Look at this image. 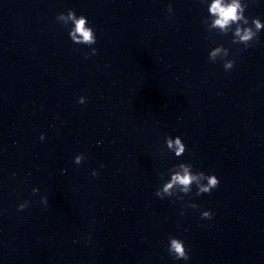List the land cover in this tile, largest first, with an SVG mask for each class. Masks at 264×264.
Here are the masks:
<instances>
[{
  "label": "clouds",
  "instance_id": "clouds-1",
  "mask_svg": "<svg viewBox=\"0 0 264 264\" xmlns=\"http://www.w3.org/2000/svg\"><path fill=\"white\" fill-rule=\"evenodd\" d=\"M246 8L247 3L242 2V0H211L207 8V12L212 18L211 23L208 25V30L219 29L224 35L228 34L231 30L233 44H243L246 48L251 46V43L257 39L258 33L264 30V23H262L259 18H253L250 22L248 17L245 16ZM168 11L169 13L172 12L171 4L168 5ZM56 19L65 27H69L70 25L69 37L72 42L88 47H91L97 42L96 33L94 29L89 26L86 16H77L74 10L69 9L66 14L63 12L58 14ZM95 53L96 49L92 48L90 54ZM228 55L229 49L221 45L213 48L209 52V60L213 63H215L218 58L224 60V70L230 71L233 69L235 61L225 60ZM78 102L83 104L85 102L84 97H81ZM40 139H44L43 134H41ZM165 143L167 150L174 153L177 158L182 157L186 152V145L179 136L175 138L168 136L165 138ZM84 159L85 157L83 154H78L75 156L74 162L79 165ZM92 175L96 176L97 172L93 171ZM219 184L220 181L215 174L193 171V165L191 163L181 162L170 169L169 181L166 182L161 189H157L155 195L160 199H164L165 196L171 197L175 191L176 193L183 194L177 196V199L183 200L185 195L192 192L193 185H195L197 189L196 195L199 196L201 194H210ZM37 191L38 189H33L34 194ZM41 200L43 203H47L46 197H42ZM28 206L29 202L24 201L18 205V210H23ZM187 206L191 208L198 207L196 204H188ZM201 218L211 219V211H203ZM168 241L167 251L169 256L174 260L188 261L190 259L189 249L185 246L182 239L170 236Z\"/></svg>",
  "mask_w": 264,
  "mask_h": 264
}]
</instances>
